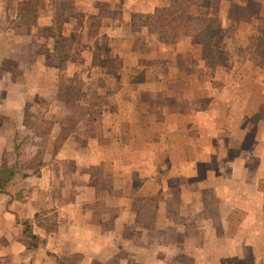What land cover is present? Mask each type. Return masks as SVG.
Instances as JSON below:
<instances>
[{"label": "rangeland", "instance_id": "374dc122", "mask_svg": "<svg viewBox=\"0 0 264 264\" xmlns=\"http://www.w3.org/2000/svg\"><path fill=\"white\" fill-rule=\"evenodd\" d=\"M211 1L210 6L199 8L213 17L222 14V10L228 13L231 31L239 30L247 37L242 45L253 47L254 44L255 50L260 41L264 44V0H257L258 3L228 0L230 6L225 10L220 0ZM98 8V4L91 8L88 0H0V100L4 96L1 90L6 91L7 84H10L8 93H11L12 78H21L22 85L28 83V78H36L38 91L30 100L23 95L21 100H7L9 94L6 92L4 102H0L3 105L0 116V220L5 236L28 240L22 250L25 255L19 261L12 262L5 255L0 257L2 264H32L28 249L31 242L33 245L37 242L39 247L43 245L33 239V233L42 216L53 210V203L48 201L50 193L44 191L51 188L59 194H67L54 197L64 202L75 200L77 193L84 190L85 208L90 209L85 212L89 224L93 225L99 217L101 221L98 229H86V240L98 239L97 236L110 238L109 227L115 213L109 209V204L114 193L116 195L119 189L124 191L125 183L133 210V225L126 230L127 240L134 243L136 240H160L162 234L176 237L177 233L172 230L162 231L157 215L168 201L171 207L178 209L180 198L172 195L169 199L158 198V184L173 183V173L180 163L179 153L191 159L194 155L201 158L197 164L179 165L187 173L192 172L189 169L192 166L196 172L208 170L204 160L210 155L202 146L194 149L188 145L182 148L173 145L177 144L178 136L183 135L190 136L191 140L219 142L221 138H212L207 125L222 126L223 118L219 117L222 113L236 109L243 110L244 115L232 118L234 122L224 135L225 140L230 139L234 144L243 142L246 155L253 151L259 156L264 154V66L256 64L250 68L244 63L252 59L254 50L250 52L242 45L239 48L240 32L224 34L221 24L213 46L222 54L218 53L216 59L203 57L202 48L196 43L200 58L192 59L195 50L188 47L186 58H181L177 64L165 62L152 70L147 69L148 61L142 55L125 56L131 46L143 53L146 46L142 40L146 35L132 30L128 20L126 25V20L115 19V28L119 26L121 31L115 29L116 33L108 39L102 32L113 19H105V12H101L99 18L94 16ZM111 12L113 10H109V14ZM203 12L198 14L203 15ZM131 25L142 27L133 25L132 18ZM180 31L188 35L186 29ZM111 46L114 51L110 50ZM22 57L26 60H19ZM33 58L37 61H32ZM129 61L132 70L125 73L124 66ZM99 78H139L140 82L134 93L127 94L129 98L108 101L107 94H100L105 81ZM143 78H164V88L142 85ZM170 90L176 93L171 94ZM224 93L229 95L228 99L219 98ZM206 110H211L216 118L202 113ZM105 111L117 115L108 116ZM183 111H193V121L172 116ZM176 128H183V132ZM161 141L169 142L168 148L158 149L157 143ZM257 141L261 146H256ZM232 148L225 152L236 156L235 149L239 148ZM215 151L219 156L221 149ZM56 156L69 157L71 161H63V166L54 163L56 167L50 169L54 160L62 159ZM95 159L102 160L101 165H92ZM78 160L85 162L83 177L78 171V166H82L78 165ZM128 172L132 180L124 181L123 174ZM44 175L47 177L43 178ZM261 188L262 194L257 198L260 212L215 214V222L223 221L224 226L218 235L211 237L222 240V244L220 248L211 245L210 248L216 252L228 251L230 255L207 264H264V182ZM169 194L172 193L169 191ZM210 200L209 210H216L218 200L215 197ZM252 207L256 210V205ZM66 230L70 236L76 234V223L70 219ZM190 231L195 243L202 244L204 231L197 228H190ZM67 255L62 259L52 257L58 264H77V251Z\"/></svg>", "mask_w": 264, "mask_h": 264}, {"label": "crops", "instance_id": "0c3cea01", "mask_svg": "<svg viewBox=\"0 0 264 264\" xmlns=\"http://www.w3.org/2000/svg\"><path fill=\"white\" fill-rule=\"evenodd\" d=\"M91 4V8L93 4H98V9L96 12V17H101V12L106 13L105 19H113L110 22L106 29L104 30V34L108 35V39L111 40L112 35L116 33L115 29L119 32L121 28L118 26L115 28L117 23L114 22L115 19H123L127 20L130 28L134 31H139L140 33L145 34V38L142 40V43L146 46V50L140 54V51L134 49V46L128 48L125 52V56H135L139 57L142 55L144 59L148 61L146 64L147 69L157 68L160 64L170 63L177 64L180 62V59L186 58L188 54V47H194L195 56L192 55L193 58H200V50L194 41V39L186 34L185 31L179 32L178 40L175 43H166L161 42L158 39V35L150 32L147 27H139L133 28L131 27V18L134 13H151L154 12L156 8H165L170 6L172 0H88ZM257 2V0H254ZM264 2V1H263ZM258 3V2H257ZM222 5L225 10L226 7L230 6V1L228 0H220V6ZM210 8V7H209ZM212 8V7H211ZM207 8H205L206 11ZM109 10H113L109 14ZM204 10H201L199 7H194L193 12L197 15L200 14ZM198 12H200L198 14ZM204 16L207 13L203 12ZM218 17L221 19L222 30L224 29V34L228 33L229 35H236V33L240 32L239 30L231 31V24H229V15L225 13L223 10ZM125 29V28H124ZM242 35V39H238L240 42V47L242 43H246V35L243 33H239ZM228 35V36H229ZM251 34L249 33V36ZM256 36V34L254 35ZM146 39V40H145ZM110 50H115L113 46ZM243 49L254 50L253 47L242 45ZM227 49L232 50L230 47ZM113 50V51H114ZM142 52V51H141ZM250 55V53H249ZM249 58V57H248ZM25 59L24 57L19 60ZM28 59V58H27ZM32 61H37L33 58ZM203 61H206L203 59ZM246 65L250 68L256 65V63L252 59H246L244 61ZM30 65V64H29ZM32 64L30 66H34ZM125 73H130L132 70V63L126 62ZM159 71H163L159 70ZM129 75V74H128ZM129 77V76H128ZM21 78H12V90L11 93H8L10 84H7V90H1L4 92L3 99L0 102H4V97L6 92L9 94L7 100H21L22 95L26 96V99H31L32 95L37 93V80L36 78H28V83L22 85ZM90 79V78H89ZM95 79V78H93ZM102 79L104 83H102V89L100 94H107L108 101H120L122 97L131 95L134 93V88L138 87L136 84L140 82L139 78H99ZM144 82L142 85H153L162 86L165 84L164 78H143ZM0 79V86H1ZM170 83V82H169ZM168 83V84H169ZM193 83V81H191ZM26 86V88H25ZM152 88V90H153ZM227 86L224 88V90ZM41 90V87H39ZM137 92V91H136ZM142 92V91H140ZM155 92V91H154ZM171 94L176 93L174 90H170ZM129 94V95H127ZM233 95V94H232ZM235 95V94H234ZM232 96L234 99H238V96ZM229 95L227 93L220 94V99H228ZM3 104V103H2ZM2 106L0 104V116L3 115ZM208 116H212L211 110H206L202 112ZM108 116H116V112L105 111ZM245 114V113H244ZM173 117H186L187 122L193 121L194 112H180L173 113ZM234 116L242 117L243 110H232L227 114L222 113L219 115L222 120V126L217 127L213 125H207V130L212 134V138H221L219 142H214L212 139H196L191 140V137H186V135L178 136L177 144L173 145L174 148H182L183 145H188V148H200L198 145L202 146L206 152L209 153L210 157L206 156L204 160L206 165H208V170L206 172H196L192 167V172L189 170L187 173L184 170V167L179 166L180 164L183 166L184 163H188L189 165L197 164L200 162L201 158L198 156H193L191 158L185 157V154H178L180 157V163L178 164V170H176L173 174L175 177L173 183L167 182L163 184H158V188L156 191V195L158 198L169 197V195L179 197L180 205L177 209L176 206L171 207L168 201V204L162 206L158 211V223L162 222V225L159 227L164 230H172L174 233H177L176 237L168 238L164 234L160 236V240H136L135 243L133 240H127L126 238V230H130L133 225V210H132V202H131V194L126 190V183L123 186L124 191L122 192L119 189V192L115 195L114 198L109 204V209H112L114 217L112 219V224L110 225V238L106 240V236H97L98 239L93 237V240H86V229H98L100 227L99 218L96 221H93V225L89 223V216H85V212H89L90 209L85 208V192L83 189L80 190L76 195L75 200H68L64 202L62 199L60 201L55 200L54 197H65L67 194H59L55 190L45 189V193L48 194L49 203L53 205V210L45 213L38 224L35 225L34 229V240H38L40 244H43L39 247V244L36 242L35 245L32 244L29 247L30 258L32 259V264H58L56 259L52 256L63 257L64 255L71 254L73 251H77L79 255L77 257V264H195L197 262H203V264H207V262H211L217 258H222L224 255H230V252L226 251H217L210 248L221 246V241L219 239L213 238L214 235H218L220 233V229L223 228L224 222H215V214H222L223 212H260L259 208L260 202L257 198L262 194L261 184L264 182V154L263 156H259V154L248 153L244 150L243 142L241 144H234L232 140H225L224 135L228 131V129L232 126ZM214 116H212L213 119ZM216 118V117H214ZM242 121L235 123H241ZM186 128V127H185ZM183 128H176L179 132H183L181 130ZM1 130V129H0ZM176 133V132H174ZM180 138V139H179ZM70 140L72 138H69ZM72 139L71 142H73ZM260 141H257L256 146H261ZM169 142L164 143L163 141L157 143V148H168ZM163 145V147H161ZM230 147L238 151L235 155L232 153L225 152ZM216 148L221 149L219 156H216L218 152L215 151ZM223 150V151H222ZM258 153H261L258 151ZM56 158H62L58 161H55L51 164L50 169H54L55 164H61L63 166V161H71L69 157L63 158L60 156H56ZM263 158V159H262ZM55 163V164H54ZM78 171L84 176V166L85 162L83 160L77 161ZM102 160H94L92 165H101ZM250 166V167H248ZM65 173V171H64ZM63 173H61V176ZM124 181H131L132 175L130 172L123 174ZM47 176H43L45 178ZM78 177L80 175L78 173ZM159 180V178H157ZM148 184V181L145 185ZM122 188V186H119ZM169 189V190H168ZM143 190V188H142ZM170 193L172 194H169ZM39 193V191H38ZM213 195V196H212ZM210 197H215L218 200V208L216 210H209L208 204L212 202ZM220 197V198H219ZM169 199V198H168ZM256 200V201H255ZM2 201V199H0ZM256 202V204H255ZM256 205V210L252 207ZM47 209V208H44ZM96 209V208H94ZM98 209V208H97ZM98 213L101 210H97ZM87 217V218H86ZM73 220L76 223V234H72L71 236L66 230V226L69 220ZM87 222V224H86ZM226 226V225H225ZM190 228H197L204 231V241L202 244L197 245L195 243V238L191 234ZM188 229V230H187ZM15 229H13L14 234ZM176 231V232H175ZM5 228L0 220V257L8 255V259L15 261H19L21 256L25 254L22 253L23 247L28 243L27 239L15 238V236L11 237L5 236ZM213 235V237H211ZM7 237V240L4 238ZM31 238V237H29ZM30 239V240H33ZM211 245V246H210ZM73 248H70V247ZM7 248V252L5 249ZM231 253H235L231 251ZM114 261L115 263H112ZM135 262V263H134ZM2 264V263H0ZM15 264V263H12Z\"/></svg>", "mask_w": 264, "mask_h": 264}, {"label": "trees", "instance_id": "16d2710c", "mask_svg": "<svg viewBox=\"0 0 264 264\" xmlns=\"http://www.w3.org/2000/svg\"><path fill=\"white\" fill-rule=\"evenodd\" d=\"M211 0H172L170 6L156 8L151 13H134L133 25L147 27L158 35L161 42H176L179 31L186 29L188 35L202 48L203 57L216 59L218 53L214 46L216 31L221 27L218 17L197 15L194 7H208ZM252 60L264 66V44L260 41L252 54Z\"/></svg>", "mask_w": 264, "mask_h": 264}]
</instances>
